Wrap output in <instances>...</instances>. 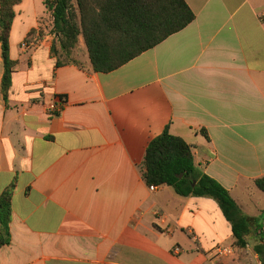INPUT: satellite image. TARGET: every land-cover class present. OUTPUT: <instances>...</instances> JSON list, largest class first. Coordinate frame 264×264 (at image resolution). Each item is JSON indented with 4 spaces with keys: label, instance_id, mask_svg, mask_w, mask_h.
<instances>
[{
    "label": "crops",
    "instance_id": "crops-1",
    "mask_svg": "<svg viewBox=\"0 0 264 264\" xmlns=\"http://www.w3.org/2000/svg\"><path fill=\"white\" fill-rule=\"evenodd\" d=\"M185 1L190 25L107 74L83 37L66 62L46 0L16 7L7 101L0 44V197L14 185L0 264H241L214 200L143 176L169 128L245 215L259 197L264 212V0Z\"/></svg>",
    "mask_w": 264,
    "mask_h": 264
},
{
    "label": "trees",
    "instance_id": "trees-1",
    "mask_svg": "<svg viewBox=\"0 0 264 264\" xmlns=\"http://www.w3.org/2000/svg\"><path fill=\"white\" fill-rule=\"evenodd\" d=\"M20 3L21 0H0L4 64L1 87L5 101L16 66L10 56V35ZM46 5L53 15V32L66 62L80 65L72 58V52L83 37L94 72L104 74L120 69L196 19L185 0H53ZM36 36L37 32L32 31L26 42H33ZM142 170L148 186H168L182 197L214 200L232 227L235 247L245 249L252 236L259 237L254 251L264 264L260 225L264 212L260 219L245 215L230 192L196 165L192 148L185 140L166 128L148 145ZM255 185L264 193V177L257 179ZM13 189L14 185L10 186L0 197V247L11 243Z\"/></svg>",
    "mask_w": 264,
    "mask_h": 264
},
{
    "label": "rangeland",
    "instance_id": "rangeland-1",
    "mask_svg": "<svg viewBox=\"0 0 264 264\" xmlns=\"http://www.w3.org/2000/svg\"><path fill=\"white\" fill-rule=\"evenodd\" d=\"M256 192H259L262 196H264V193L262 191H259V189H256ZM263 200L259 197V201H257L255 207L253 208V213L251 214L255 219H260V215L257 214V211H260V206L262 205ZM260 242L259 237L252 236L251 240L249 241V246L245 249L238 248L239 252V258L237 257L238 261L241 262V264H259L261 261L258 255L254 251L255 245H257ZM244 257V258H243ZM243 258V259H242Z\"/></svg>",
    "mask_w": 264,
    "mask_h": 264
},
{
    "label": "built area",
    "instance_id": "built-area-1",
    "mask_svg": "<svg viewBox=\"0 0 264 264\" xmlns=\"http://www.w3.org/2000/svg\"><path fill=\"white\" fill-rule=\"evenodd\" d=\"M52 1L53 0H46V2H52ZM261 19L264 20V13L261 15ZM159 188H160L159 186H149L151 192H156ZM261 233H262V244L264 246V220L262 221ZM224 251L225 250H223L222 252ZM259 264H261V262Z\"/></svg>",
    "mask_w": 264,
    "mask_h": 264
},
{
    "label": "water",
    "instance_id": "water-1",
    "mask_svg": "<svg viewBox=\"0 0 264 264\" xmlns=\"http://www.w3.org/2000/svg\"><path fill=\"white\" fill-rule=\"evenodd\" d=\"M181 177V176H180ZM194 185H195V183H194Z\"/></svg>",
    "mask_w": 264,
    "mask_h": 264
}]
</instances>
